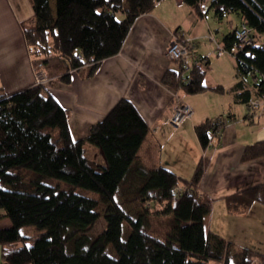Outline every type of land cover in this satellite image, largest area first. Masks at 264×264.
<instances>
[{
  "label": "trees",
  "instance_id": "obj_1",
  "mask_svg": "<svg viewBox=\"0 0 264 264\" xmlns=\"http://www.w3.org/2000/svg\"><path fill=\"white\" fill-rule=\"evenodd\" d=\"M158 1L54 0L53 12L51 0H30L33 22L23 27L28 53L42 59L48 75L64 83L70 82V71L86 64L87 77L92 76L105 58L118 53L135 19ZM183 1L200 15L211 9L218 20L235 13L252 28L249 45L237 41L235 27L223 35V48L235 55L236 82L230 91L241 103L263 95L264 0H210L204 10L200 0ZM208 69L209 62L202 61L184 72L180 62L178 69H166L161 81L188 94L220 90L205 83ZM68 119V109L42 82L10 93L0 86V218L11 222L0 228L2 264H254L255 259L264 264V251L231 250L223 238L206 232L203 218L210 201L196 189L201 160L189 179L141 162L138 151L149 126L129 99L121 97L92 123L85 139L72 137ZM215 126L210 119L195 124L202 147ZM85 141L104 154L106 163L84 154ZM262 155L264 141H256L245 147L241 159ZM45 178L57 182L49 184ZM60 180L71 187L61 189ZM178 185L190 191L176 194ZM76 187L97 196L79 193ZM130 194L139 206L136 215L117 200ZM233 196H238L233 205L241 210L253 201L264 204V182ZM100 216L105 226L91 239L88 232ZM151 217H167V228H151ZM24 226L39 230L29 244L30 237L21 233Z\"/></svg>",
  "mask_w": 264,
  "mask_h": 264
},
{
  "label": "crops",
  "instance_id": "obj_2",
  "mask_svg": "<svg viewBox=\"0 0 264 264\" xmlns=\"http://www.w3.org/2000/svg\"><path fill=\"white\" fill-rule=\"evenodd\" d=\"M33 14L30 0H0V86L4 92L37 83L23 34V27L33 22ZM236 16L228 32L241 22ZM215 19L222 20L211 9L200 15L183 0H159L135 19L118 53L105 58L92 76L87 77L86 64L70 71L69 83L50 75L42 83L68 109L74 139H85L92 123L121 97L129 99L149 126L138 151L141 162L147 167L164 166L189 179L201 160L203 171L196 189L210 201V212L203 218L206 232L223 238L231 250L244 247L264 251V204L253 201L241 210V205H233L238 196L231 197L264 182V155L241 159L248 144L264 141V107L250 109L234 99L230 88L236 82L235 55L223 48L225 33L219 37ZM176 33L194 43L187 58L189 68L196 63L195 56L200 57L198 63L208 61L205 83L220 90L188 94L162 83L166 69L179 67L180 61L164 56ZM38 71L46 75L44 66ZM174 93L193 110L177 127L167 121ZM205 119H222L224 123L202 147L194 127Z\"/></svg>",
  "mask_w": 264,
  "mask_h": 264
},
{
  "label": "rangeland",
  "instance_id": "obj_3",
  "mask_svg": "<svg viewBox=\"0 0 264 264\" xmlns=\"http://www.w3.org/2000/svg\"><path fill=\"white\" fill-rule=\"evenodd\" d=\"M124 4H125V0H124ZM51 6L53 8V12H55V2H54V0H51ZM116 16H117L118 19H121L123 17V14L121 12H118ZM236 18H237V16H236L235 13H229V14L225 15L224 18L220 22H218L215 19V28L219 29V31L217 32L219 37L221 36L222 33H227L228 30H230V28L236 22ZM212 20L214 21L213 15H212V13H209V21L211 23L213 22ZM34 61L38 63V68L44 66L42 59H32L31 58V63L34 62ZM38 68L36 67V68H34V70H36L35 75L38 74L37 76L40 77L38 83H41V82H44L47 79L46 76H49L48 75L49 72H46V75H45L44 71H38ZM35 79H36V76H35ZM87 144H88V146L86 147V150L84 151L85 155H87L89 157H93L94 159H96L97 161H100L103 164L106 163V159L104 157V154L95 145H93L92 143H87ZM44 181L46 183H49V184H56V182H57V180L54 179V178H45ZM59 187L61 189H68L69 187H71V184L66 182V181L60 180L59 181ZM75 191H77L79 193H82V194H85V195H88V196H91V197H96L97 196L96 192H94L92 190H89V189L82 188V187H76ZM117 200L122 203V205L126 209L127 213H129L131 215H136L135 213L139 209V206H138L137 201L134 198L133 194H130V195H127V196H121V197L117 198ZM97 210L101 214L102 210H103V205H101V204L98 205ZM10 223L11 222H10L8 217L4 216V217L0 218V228L8 226V225H10ZM104 226H105L104 218H103V216H100L97 219V221L94 224V226L92 227V229L88 232L89 237L91 239L96 237L102 231ZM150 226H151V228H158L157 231L158 230L159 231H164L167 228V226H168V219H167V217L166 218L151 217ZM125 229H127V224H125L124 229H123V237L126 234ZM38 232H39V230L36 229L34 226H24V227L21 228V233L23 235H26V236L30 237L29 239H27V243L28 244L31 243L33 237H35ZM108 251H109L110 255H115V252H114V250H113V248L111 246H109ZM212 263H214V262H212ZM254 264H258V261L255 260Z\"/></svg>",
  "mask_w": 264,
  "mask_h": 264
},
{
  "label": "built area",
  "instance_id": "obj_4",
  "mask_svg": "<svg viewBox=\"0 0 264 264\" xmlns=\"http://www.w3.org/2000/svg\"><path fill=\"white\" fill-rule=\"evenodd\" d=\"M210 0H200V9L204 10L208 5ZM234 34L239 43L243 45L252 44L254 41L253 30L244 22H240L238 26L234 29ZM194 47V43L191 40H185L178 33L174 34L172 39L170 40L167 47L164 49V56L170 60L180 61L181 65L184 69H188L189 65L187 63V58L190 54V49ZM218 48L222 49V47L218 46ZM200 57L195 56V62L198 63ZM33 68H38L37 62L31 63ZM40 73V72H39ZM36 74V81L39 82L40 77ZM248 108L250 109H260L264 107V94L261 96H253L246 102ZM171 114L168 116V123L177 127L180 125L182 120L186 117H190L192 115V107L190 104L185 102L181 96L177 93L173 94L172 106H171ZM215 123L214 134H218L220 129L224 123L222 119H214L212 120ZM183 191H190V187L184 185H178L175 188L176 194H181Z\"/></svg>",
  "mask_w": 264,
  "mask_h": 264
}]
</instances>
